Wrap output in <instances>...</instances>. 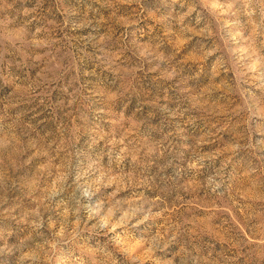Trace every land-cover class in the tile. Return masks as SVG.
<instances>
[{"label": "rangeland", "instance_id": "rangeland-1", "mask_svg": "<svg viewBox=\"0 0 264 264\" xmlns=\"http://www.w3.org/2000/svg\"><path fill=\"white\" fill-rule=\"evenodd\" d=\"M0 264H264V0H0Z\"/></svg>", "mask_w": 264, "mask_h": 264}]
</instances>
